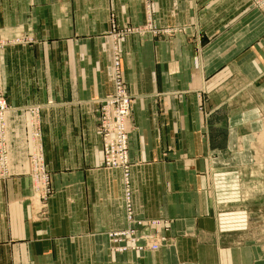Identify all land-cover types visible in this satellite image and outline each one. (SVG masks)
Masks as SVG:
<instances>
[{
	"label": "crops",
	"instance_id": "crops-1",
	"mask_svg": "<svg viewBox=\"0 0 264 264\" xmlns=\"http://www.w3.org/2000/svg\"><path fill=\"white\" fill-rule=\"evenodd\" d=\"M252 2L154 0L162 25L188 32L119 44L132 95L133 214L170 220L151 232L176 239L116 254L107 231L132 223L121 171L103 167L96 106L113 88L110 26L141 22L142 0H0V39H25L1 62L11 175L0 179V264H243L247 252L222 246L212 219L207 158L227 124L206 116L241 71L264 69V9ZM33 104L53 190L44 205L27 175L23 108Z\"/></svg>",
	"mask_w": 264,
	"mask_h": 264
},
{
	"label": "rangeland",
	"instance_id": "rangeland-1",
	"mask_svg": "<svg viewBox=\"0 0 264 264\" xmlns=\"http://www.w3.org/2000/svg\"><path fill=\"white\" fill-rule=\"evenodd\" d=\"M151 4L153 9V18L156 19L157 23V27L153 29V34H145V32L148 30L149 22L146 8L147 0H142L143 20L141 22H129L123 25H116V23L112 22V25L108 31L111 38V46L112 42L115 40V34L120 31L123 32L119 33L116 38L118 45H121L124 38L130 36H137L141 38L150 36L157 42H163L164 40H171V38L177 37L179 34L188 32L186 26L162 25L159 18L155 15L153 7L154 0H151ZM252 6L253 9H264V0H253ZM133 29L138 32L132 33L131 30ZM21 41L25 42V39H0V91L1 93L3 92V95H6L2 76L4 67L1 65L2 57L5 52L4 49L7 46H11L12 44H19ZM119 49L120 56L122 57L123 51L121 48ZM111 62V78L113 79V88L105 95L111 94L115 85L116 77L114 75L113 69L115 65L113 62V52L111 54ZM224 90L225 95L223 98H219L216 100V102L214 101L215 104H213L217 105V107L219 106V103L222 104L221 108L217 110V114H212L213 110H211V108L213 109L214 107H212L213 105L210 104L211 111L210 113L207 112L206 116V118H213L216 124H227L226 130H224L225 132H221V136H219L220 133H212L213 136L215 133L216 137H213L214 147H212L210 150L209 156L207 158V176L209 185L206 188V192L210 198V210L212 212L211 215L214 222L215 231L220 237V241L222 240L220 242L222 246H226L227 248L239 247L244 253L247 252L246 256L242 258L243 264H248V262H250L249 259H253L252 264H264V69L263 71H259L255 74L249 70L241 71L240 76L226 84ZM126 91L128 92L130 99L128 103V113L124 117V132L125 135L128 134L129 138L130 126L128 121L132 115L133 108L131 102L132 95L128 91V88ZM100 99L97 100L96 108L99 105ZM113 108L115 110L117 109L116 106ZM96 110V124L97 131L101 139L103 167L105 169H115L109 168L106 166L107 164H105L104 151L106 144L104 139H102V136H104L107 132L104 133L103 129L101 128L102 117L99 108ZM113 123L114 124L111 129V134L116 137L118 131L117 123ZM26 126L27 140L29 141V150L27 154V175L30 180V187L33 189V198L40 199L44 205L47 197L53 193V190H51V194L47 195V197L43 199L41 196L42 189L38 191L34 186V174H32L30 171L31 161L29 156L33 141L29 135L28 122H26ZM41 133L42 138L43 128ZM7 137L8 135L6 136V139ZM129 140L127 144V152L129 150ZM116 145H119L118 140H116ZM129 162L130 164L128 167L130 169V173H128V176L130 185L128 190L132 199L133 188L131 184L132 169L130 156ZM120 171L122 175V170ZM121 179H123L122 176ZM124 192L125 187L123 184L122 195H124ZM126 203L127 202L124 200L126 215L128 219L129 216L131 217L129 221L133 225L130 224L127 227H123V229L114 228L107 231V244L110 253L118 254L128 251L139 252L145 250L154 252L160 247H168L170 244L175 242V237H167L164 234H160L156 231L151 232L153 227L158 226L159 223L162 222L168 224L170 220L160 218H135V214H133V199L129 204V209L127 208ZM130 229L135 231L138 230L142 234L144 232L148 233L146 234L147 239L143 237L138 240L139 235L134 237L138 240V245L142 246L141 248H136V245L132 243L130 236H123L126 234L124 231L128 232ZM140 240H142V242ZM120 242H123L122 244L127 245V249H124V246L122 247L118 245Z\"/></svg>",
	"mask_w": 264,
	"mask_h": 264
},
{
	"label": "built area",
	"instance_id": "built-area-1",
	"mask_svg": "<svg viewBox=\"0 0 264 264\" xmlns=\"http://www.w3.org/2000/svg\"><path fill=\"white\" fill-rule=\"evenodd\" d=\"M147 16H148V30L145 34H153V29L157 27L156 19L153 18V9L151 0H147ZM123 31L117 32L115 34V40L112 42V52H113V62H114V75H115V85L114 90L111 94L105 95L102 99L99 100V108L102 121L101 128L103 129L105 135L102 136V139L105 141V164L109 168H115L122 170L123 184L125 187V192L123 195V199L125 200L127 208L129 209V204L131 202V196L129 195V153L127 152V144H128V134L125 135V123L124 117L128 113V103H129V94L126 91V83L124 78L122 77L121 71V56H120V47L117 44L116 38L119 33ZM131 32H138L136 30H131ZM144 33V32H143ZM119 50V51H118ZM116 106V110L113 108ZM26 110L28 115V126H29V135L33 141L31 152H29L30 161H31V173L34 174V186L38 191L41 189L42 198H46L47 195L51 194V186H50V174L46 169L45 157L43 156V140L41 138V105H28L23 108ZM10 112V107L7 104L6 96L3 95V92L0 91V179L4 180L10 177V159L8 157V141L6 139L7 136V126H5L6 115ZM113 122L117 123V136L114 137L111 134V129L113 126ZM116 140H118L119 145H116ZM48 186H47V185ZM129 216V220H130ZM138 226V225H137ZM128 231V230H127ZM123 236L127 235L131 237V241L136 248H141L139 246L138 240L140 238L146 237V232L143 234L138 230L130 229L128 232L124 231ZM139 235L138 240L134 237ZM121 237V236H120ZM120 242V246H124V249H127V245L122 244ZM138 245V246H137Z\"/></svg>",
	"mask_w": 264,
	"mask_h": 264
}]
</instances>
